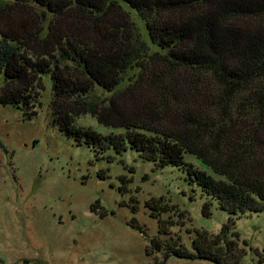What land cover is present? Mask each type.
I'll return each mask as SVG.
<instances>
[{
	"label": "trees",
	"instance_id": "16d2710c",
	"mask_svg": "<svg viewBox=\"0 0 264 264\" xmlns=\"http://www.w3.org/2000/svg\"><path fill=\"white\" fill-rule=\"evenodd\" d=\"M46 73L66 135L97 154L186 167L232 215L196 253L170 254L238 264L234 216L264 212V0H0V104L36 115ZM88 114L120 131L75 124Z\"/></svg>",
	"mask_w": 264,
	"mask_h": 264
},
{
	"label": "rangeland",
	"instance_id": "374dc122",
	"mask_svg": "<svg viewBox=\"0 0 264 264\" xmlns=\"http://www.w3.org/2000/svg\"><path fill=\"white\" fill-rule=\"evenodd\" d=\"M43 80L36 115L0 104V264H216L170 252L196 253L194 242L220 233L232 215L186 167L161 168L134 149L97 154L78 144L53 124L50 73ZM75 124L120 131L89 114ZM185 160L219 178L196 155ZM208 200L211 216L202 211ZM234 217L228 239L238 264H264V212Z\"/></svg>",
	"mask_w": 264,
	"mask_h": 264
}]
</instances>
